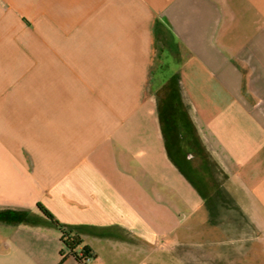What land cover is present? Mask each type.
Wrapping results in <instances>:
<instances>
[{
	"label": "crops",
	"instance_id": "0c3cea01",
	"mask_svg": "<svg viewBox=\"0 0 264 264\" xmlns=\"http://www.w3.org/2000/svg\"><path fill=\"white\" fill-rule=\"evenodd\" d=\"M55 4L72 45L0 58V264H80L37 205L84 264L264 261V0ZM198 212L248 235L204 236Z\"/></svg>",
	"mask_w": 264,
	"mask_h": 264
},
{
	"label": "rangeland",
	"instance_id": "374dc122",
	"mask_svg": "<svg viewBox=\"0 0 264 264\" xmlns=\"http://www.w3.org/2000/svg\"><path fill=\"white\" fill-rule=\"evenodd\" d=\"M56 16L57 5L55 0L53 4L42 3V0H0L1 60H14L21 65L27 63L32 70L44 62L55 60L54 56L56 54L52 52L51 46L73 44V37L57 35L59 27L55 19ZM87 39V37L81 36L79 38L81 45H88ZM153 51V55H155L156 47H154ZM87 57L88 53H81V60L84 61ZM242 170L246 175L248 173V164L243 165ZM214 198L212 197L210 200L214 201ZM200 215L202 216V221L200 220ZM191 216L190 218L188 214H183L182 221L187 217V220L191 219L193 223H202L204 236L228 238L248 235L247 229L239 230L233 228L238 225L236 221L247 219L237 213H203L202 215L198 212L191 214ZM178 217H180L179 214ZM221 222L224 223V228L215 227L219 226ZM240 232L241 234H239ZM221 263L264 264V261L254 262L242 259L239 262L224 261Z\"/></svg>",
	"mask_w": 264,
	"mask_h": 264
},
{
	"label": "trees",
	"instance_id": "16d2710c",
	"mask_svg": "<svg viewBox=\"0 0 264 264\" xmlns=\"http://www.w3.org/2000/svg\"><path fill=\"white\" fill-rule=\"evenodd\" d=\"M36 209L42 215V217L60 233V242L68 254L72 255L79 262L80 260L76 254V249L79 246H81L79 250L80 255L86 256L90 253L88 247L86 245H82L79 235L73 228L64 227L42 206L37 205Z\"/></svg>",
	"mask_w": 264,
	"mask_h": 264
},
{
	"label": "built area",
	"instance_id": "2783aa9c",
	"mask_svg": "<svg viewBox=\"0 0 264 264\" xmlns=\"http://www.w3.org/2000/svg\"><path fill=\"white\" fill-rule=\"evenodd\" d=\"M76 254H77V257L80 260L79 261L80 264H84V263L88 262L90 260V258H91V254L90 253L87 254L86 256H82V255H80V253L78 251Z\"/></svg>",
	"mask_w": 264,
	"mask_h": 264
}]
</instances>
